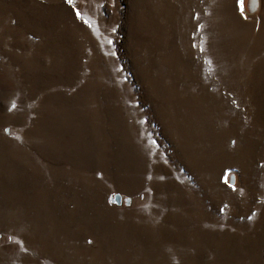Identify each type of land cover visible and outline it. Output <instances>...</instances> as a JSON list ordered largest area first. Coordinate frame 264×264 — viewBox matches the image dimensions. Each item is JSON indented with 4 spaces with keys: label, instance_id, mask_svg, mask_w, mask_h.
I'll list each match as a JSON object with an SVG mask.
<instances>
[{
    "label": "rangeland",
    "instance_id": "rangeland-1",
    "mask_svg": "<svg viewBox=\"0 0 264 264\" xmlns=\"http://www.w3.org/2000/svg\"><path fill=\"white\" fill-rule=\"evenodd\" d=\"M0 264H264V0H0Z\"/></svg>",
    "mask_w": 264,
    "mask_h": 264
},
{
    "label": "snow or ice",
    "instance_id": "snow-or-ice-1",
    "mask_svg": "<svg viewBox=\"0 0 264 264\" xmlns=\"http://www.w3.org/2000/svg\"><path fill=\"white\" fill-rule=\"evenodd\" d=\"M68 2L69 3H71L72 2V0H68ZM77 15H79V13H77ZM13 107H15V105L13 104ZM112 198H110V200H111Z\"/></svg>",
    "mask_w": 264,
    "mask_h": 264
}]
</instances>
